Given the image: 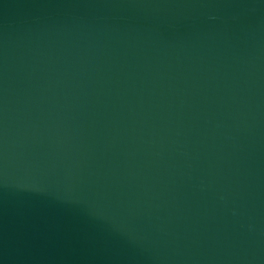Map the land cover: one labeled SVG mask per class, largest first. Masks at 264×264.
Here are the masks:
<instances>
[{
    "label": "water",
    "instance_id": "obj_1",
    "mask_svg": "<svg viewBox=\"0 0 264 264\" xmlns=\"http://www.w3.org/2000/svg\"><path fill=\"white\" fill-rule=\"evenodd\" d=\"M0 264H264V0H0Z\"/></svg>",
    "mask_w": 264,
    "mask_h": 264
}]
</instances>
